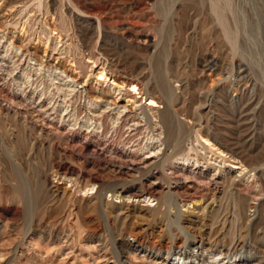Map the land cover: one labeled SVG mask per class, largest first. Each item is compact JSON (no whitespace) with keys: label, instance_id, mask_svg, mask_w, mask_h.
<instances>
[{"label":"rangeland","instance_id":"1","mask_svg":"<svg viewBox=\"0 0 264 264\" xmlns=\"http://www.w3.org/2000/svg\"><path fill=\"white\" fill-rule=\"evenodd\" d=\"M0 3V264H264V0ZM80 28L90 39L84 51ZM109 50L137 66L154 57L171 87L178 86L168 109L194 122L181 128L176 158L162 145V129L137 124L130 104L94 98L101 95L94 79L80 88L82 75L69 74L74 92L50 81L54 57L67 68L80 55H95L98 66ZM113 103L125 112L117 116ZM127 109L129 118H122ZM103 115L107 133L97 123ZM205 137L233 150L248 169L239 173L219 162L203 148ZM100 152L104 159H93ZM56 161L98 175L103 185L89 190L83 178L69 196L55 194ZM143 182L164 193L140 219L138 207H123L127 193L117 194ZM188 189L197 200L206 194L213 201L205 217L193 218L194 230L184 227ZM205 229L209 239L200 234Z\"/></svg>","mask_w":264,"mask_h":264},{"label":"bare ground","instance_id":"2","mask_svg":"<svg viewBox=\"0 0 264 264\" xmlns=\"http://www.w3.org/2000/svg\"><path fill=\"white\" fill-rule=\"evenodd\" d=\"M4 0H0V2H2ZM7 2V1H6ZM21 3V2H19ZM1 4V3H0ZM3 4V3H2ZM11 4V3H8ZM14 4V3H13ZM4 6V5H3ZM8 6V5H7ZM10 6V5H9ZM11 9H15L13 8V6L11 7ZM4 9V8H2ZM10 11V10H9ZM13 11V10H11ZM15 11V10H14ZM8 12V10H7ZM5 13V12H4ZM10 13V12H9ZM80 15V14H79ZM76 19V18H75ZM81 19V18H80ZM79 21V20H78ZM82 21V20H81ZM81 25V24H80ZM77 26V25H76ZM93 26V25H92ZM92 28V27H91ZM88 29V28H87ZM82 29L80 28L79 31V35L81 38V41L83 42V51L88 49V41L90 40L86 35L87 33L82 32ZM89 30V29H88ZM23 31V30H22ZM85 33V34H84ZM108 46V45H107ZM103 46H100V50L102 49ZM155 47V46H154ZM99 48V47H98ZM106 48V47H105ZM148 48V47H147ZM153 48V46H152ZM156 48V47H155ZM47 50V48H45ZM46 50H45V54H46ZM95 50V49H94ZM99 50V51H100ZM107 50V49H106ZM82 51V50H81ZM102 51V50H101ZM112 50L108 51V54L105 55L103 57L104 63H100L98 66L97 63L98 59L97 57H95V55H91V57H86V54L84 55H80L81 58H79V61H74L72 60L68 67L65 68L63 67L59 61L58 58L54 57L56 60V64L57 67L53 69V78L50 79V81L57 80L58 83H60L61 87H65V88H72V92H74L75 88H77L78 86H73L71 84H76V81H74V78L71 77V75L69 74H73V75H77V76H81L84 78L83 80V85L80 88H84L85 86H89L90 81L93 80V84H94V88H97L98 90L101 91V95L96 96L94 98H98V99H103L106 97H112L114 98L117 102H126L127 105L130 104L131 107H133L135 109L134 117L135 119L137 118V124H145L147 125L149 128L152 127V125H157L160 127V129H162L163 134H164V138L161 140L162 145L165 147V149H171V157H175L179 154L180 151V130L183 126H185V124H189V123H193L194 120H192V122H189V120H186L184 117L182 118L180 113L177 112L175 109H168V105H171V99H172V95H173V90L174 88L171 87L170 82L167 80L166 75H164L159 67V63L158 60L153 58L149 59V63L147 66H137L134 63L130 64V63H126V62H122L120 60V58H116L114 55L109 54ZM118 52V51H117ZM98 53V51H97ZM155 53V52H154ZM151 52V55L154 54ZM92 54V53H91ZM58 55V54H57ZM98 55H103L100 53H98ZM155 55V54H154ZM153 56V55H152ZM58 57V56H57ZM61 57V56H60ZM101 57V56H100ZM151 57V56H150ZM156 57V56H155ZM157 59L158 56L156 57ZM73 59V58H72ZM102 59V57H101ZM157 61V62H156ZM216 61V60H215ZM66 64V63H65ZM87 64H89V66H87ZM212 65V62L209 63L208 66ZM88 68V74H86V71L84 72V69L86 70ZM63 69V70H61ZM206 69V68H205ZM79 70V71H78ZM165 70V69H164ZM162 70V71H164ZM166 71V70H165ZM214 72V71H213ZM84 73V74H83ZM166 73V72H165ZM210 73V71H209ZM167 74V73H166ZM243 74V71H239L238 75ZM52 76V75H51ZM76 76V77H77ZM209 76V75H208ZM172 79V78H171ZM213 79V78H212ZM174 79H172L173 81ZM95 81V82H94ZM171 81V82H172ZM176 84L178 80H176ZM227 81V80H226ZM212 82V81H211ZM24 84V83H23ZM173 84V83H171ZM183 84V83H182ZM212 84V83H211ZM175 85V84H174ZM181 85V84H180ZM217 85V84H216ZM214 85V87L216 86ZM211 86V85H210ZM213 86V85H212ZM178 87V86H177ZM48 88V87H46ZM172 88V89H171ZM213 87L212 88H208L206 89V91H204V93H207V91L212 90L213 91ZM216 89V87H215ZM178 90V89H177ZM175 91V90H174ZM134 92V93H132ZM201 96H203V94ZM201 94V93H200ZM212 94V93H211ZM77 96V100L81 99V93L78 94V91L75 95V97ZM199 96V95H198ZM208 96V95H207ZM92 97V95L90 96ZM252 97V96H251ZM198 98V97H197ZM90 99V98H89ZM92 99V98H91ZM232 100V99H231ZM256 100V99H255ZM235 101V100H234ZM105 102V101H104ZM148 102V105L145 106V103ZM182 102V101H181ZM250 102V101H249ZM106 103V102H105ZM175 103V102H173ZM172 103V104H173ZM108 104V103H107ZM106 105V104H105ZM163 105V107L161 108V106ZM114 109H111V111H116V115L120 116L122 115L125 110L126 107L125 106H120L118 107L117 104L113 103ZM195 106V105H194ZM199 106V105H198ZM201 106V105H200ZM203 107V106H202ZM104 108V107H103ZM178 108V107H177ZM196 108V107H195ZM194 108V109H195ZM198 108V107H197ZM255 108V107H253ZM257 108V107H256ZM81 109V108H80ZM79 108L76 109V113L80 114L82 113L81 110ZM106 111V107L104 108ZM109 109V108H108ZM183 109V108H182ZM199 109V108H198ZM185 110V109H184ZM131 110L129 111V109H127V113L122 116L125 118H129V114H130ZM75 113V114H76ZM236 113V111H235ZM101 115V114H100ZM184 115V114H182ZM234 115V114H233ZM133 117V116H132ZM239 117V116H238ZM78 118V117H77ZM90 119V118H89ZM97 123L101 124L103 133H107V118L103 116H100L99 118L97 117ZM194 119V118H193ZM196 123V122H195ZM195 123L193 125H195ZM242 124V123H239ZM230 125V124H229ZM86 127V129H88V126H84ZM194 127V126H193ZM191 127V128H193ZM124 129V128H123ZM118 130V129H117ZM122 130V129H121ZM241 130V129H240ZM116 132V131H115ZM117 133V132H116ZM119 133V132H118ZM121 133V132H120ZM123 133V132H122ZM32 134V133H31ZM34 134V133H33ZM48 135V134H47ZM32 136H35L32 135ZM38 137V136H37ZM40 137V134H39ZM119 137V136H118ZM201 135H199L197 133L196 135V141H198V139H200V141L202 140ZM33 138V137H32ZM120 138V137H119ZM206 138V137H205ZM35 139V137H34ZM203 142V140L201 141ZM204 142L207 143V147L203 146V148H206L207 151H209L210 153H212L213 155L217 156V158L221 159L219 162L221 163H226L228 162L229 164H227V166L229 167L230 170L233 171H238L239 173H242L243 171L247 170L245 168V163H243L241 161V159H239L235 152L229 148L223 147L220 144H216V143H211L210 140L208 138L204 139ZM216 142V141H215ZM200 144V143H199ZM223 144V143H221ZM230 144V143H229ZM233 146V145H232ZM82 150V149H81ZM180 150V151H179ZM235 150V149H234ZM95 152V151H94ZM181 153V152H180ZM93 154V159L96 157L98 159L103 158L104 159V155L100 153H92ZM169 154V155H170ZM91 155V154H90ZM106 155V154H105ZM108 157V156H107ZM111 157V156H110ZM109 157V158H110ZM165 157V156H164ZM169 157V156H168ZM58 158V157H57ZM98 159H96L97 161H99ZM164 162H165V158ZM167 159V157H166ZM64 160V159H63ZM66 160V159H65ZM116 159H114L115 161ZM59 161V160H58ZM107 163L108 161L105 160ZM104 161V162H105ZM117 161V160H116ZM57 162V161H56ZM100 162V161H99ZM103 162V161H102ZM110 162H113L112 159ZM119 162V161H118ZM55 163V162H54ZM86 163V162H85ZM93 163V162H92ZM117 163V162H116ZM121 162H119L120 164ZM78 164V163H77ZM114 164V162H113ZM112 164V165H113ZM53 165V164H52ZM73 165V164H72ZM111 165V166H112ZM122 166L124 167H130L132 169L137 170L138 168H134L132 167L131 162L127 163V162H123L121 163ZM75 166V165H74ZM73 166V167H74ZM82 166V165H81ZM110 166V167H111ZM115 166V165H114ZM118 166V165H116ZM77 167V166H75ZM74 167V168H75ZM85 167V166H84ZM120 167V166H119ZM52 168V167H51ZM72 168L71 166H68L66 164L61 163H56L54 164L53 168H52V173H53V180H52V187L54 188V192L55 194H59L64 196L66 194H68L69 196V192H71L76 184L78 183V181L82 180L83 178H86L87 180V186L88 188H90L89 190H93L95 188H100L102 182L101 179L98 175H92V174H88V175H83L81 172H78L76 169ZM82 168V167H81ZM94 166L93 164L89 165V172H93ZM161 168V167H160ZM96 169V168H95ZM86 170V169H83ZM120 170V169H119ZM254 170V169H253ZM151 171V170H149ZM51 172V171H50ZM83 172V171H82ZM94 173H96L94 171ZM116 174V173H115ZM157 174V173H155ZM51 176V175H50ZM104 176V175H103ZM129 176V175H128ZM159 176V177H158ZM158 178H161V174H158ZM163 176V175H162ZM155 177V176H154ZM117 178V177H116ZM119 178V177H118ZM117 178V179H118ZM163 178V177H162ZM178 178V177H177ZM123 179V178H122ZM85 180V179H84ZM126 180V179H124ZM132 180V179H131ZM137 180V179H136ZM166 182H171L176 180V176L174 178H165ZM235 180V179H234ZM104 181V180H102ZM107 181V180H106ZM122 181V180H121ZM156 181V180H154ZM160 181V180H159ZM227 181V180H226ZM51 182V181H50ZM118 182V181H117ZM173 182V183H174ZM177 182V181H176ZM235 181H233L234 183ZM126 183V182H125ZM124 183V184H125ZM139 183V182H138ZM225 183V182H224ZM167 184V183H166ZM169 184V183H168ZM222 184V183H221ZM78 185V184H77ZM170 185V184H169ZM224 185V184H223ZM126 186V185H125ZM161 186V185H160ZM159 185L155 184L154 182H150L148 185H145L144 182L140 183V184H134L131 186V188H129L127 191L125 190H120L121 192H119L117 195H121L122 193H127V196L125 197V199L121 200L122 201V205L125 208V210L128 212L129 209H131L132 206L133 210L136 209L138 207V214L136 215L137 218H143L145 215L144 213L146 212V209L149 208V206L147 205V203H149V201H157L159 204V200L160 197L163 196L161 193H164L162 190V188ZM222 186V185H221ZM232 186V185H231ZM80 187V184H79ZM84 185V188H86ZM117 187V186H116ZM120 187V186H119ZM81 188V187H80ZM172 187H168V189L170 190ZM175 188V187H174ZM232 188V187H231ZM83 189V188H81ZM104 188H102L101 190H103ZM117 189V188H116ZM119 189V188H118ZM88 190V191H89ZM100 190V189H99ZM115 190V189H113ZM196 190V189H194ZM214 190V189H213ZM77 191L79 192V189L77 188ZM85 191V190H83ZM208 191V190H207ZM206 191V192H207ZM217 192H222V189H216ZM86 192V191H85ZM114 192V191H113ZM168 192V191H167ZM186 192L188 193L189 199L187 201L183 202V215L185 213L186 215V226L184 225V227L191 229H195L196 226H194L193 223V218H197L198 216H202L205 217L206 212H208V209H212V205H213V201L209 200V202H207L206 199V194L205 195H201L200 199H196L194 197V193H191L190 190H186ZM194 192V191H193ZM87 193V192H86ZM166 193V192H165ZM213 193V192H210ZM225 193V192H224ZM168 194V193H167ZM98 195V194H97ZM115 195V194H114ZM125 195V194H124ZM222 195V194H221ZM96 196V195H94ZM116 196V195H115ZM119 196H116V198H118ZM123 196V195H122ZM212 197V195H209ZM214 196V194H213ZM216 196V195H215ZM84 198V197H83ZM95 198V197H94ZM97 198V197H96ZM219 198V196H218ZM98 199V198H97ZM95 200V199H94ZM102 200V199H99ZM89 201V200H88ZM103 201V200H102ZM101 201V202H102ZM100 202V201H99ZM216 202V201H214ZM96 203V201H95ZM105 203V202H104ZM161 203V202H160ZM189 203H193L196 207L193 208L194 210H190L189 208ZM102 204V203H101ZM108 204V202H107ZM112 204V203H111ZM109 205V204H108ZM109 210V209H108ZM107 210V212H109ZM124 210V212H125ZM150 210V209H149ZM135 211V210H134ZM211 211V210H210ZM216 211V210H215ZM148 212V211H147ZM212 212V211H211ZM109 214V213H108ZM121 214V213H120ZM129 214V213H128ZM213 214V213H212ZM211 214V215H212ZM112 215V214H111ZM123 215V214H122ZM130 215V214H129ZM132 215V214H131ZM135 215V214H134ZM213 216V215H212ZM125 217V216H124ZM130 217V216H129ZM128 217V218H129ZM147 217V216H145ZM184 217V216H183ZM126 218V217H125ZM200 218V217H199ZM198 218V219H199ZM207 218V217H206ZM214 219V218H213ZM211 219V220H213ZM136 220V219H135ZM134 220V221H135ZM138 220V219H137ZM136 220V221H137ZM145 220V219H144ZM200 220V219H199ZM150 221V220H149ZM120 222V221H119ZM144 222V221H143ZM145 223V222H144ZM147 223V221H146ZM145 223V224H146ZM206 223V222H205ZM143 224V223H142ZM210 224V223H209ZM212 224V222H211ZM148 225V224H147ZM141 226V225H140ZM206 226V225H205ZM217 226V225H216ZM209 227V226H208ZM207 227V228H208ZM134 228V226H133ZM136 228V227H135ZM146 228H148L146 226ZM199 228V227H198ZM197 228V229H198ZM140 229V228H139ZM143 229V228H142ZM196 229V230H197ZM192 230V231H193ZM223 230V229H222ZM145 231V230H144ZM143 231V232H144ZM188 231V230H187ZM200 231V229H199ZM210 231H207V229L202 230L200 234H202L203 236H208L210 235ZM217 231V229H216ZM224 231V230H223ZM142 233V231H140ZM160 232V231H158ZM214 232V230H213ZM222 232V231H221ZM137 233V232H136ZM139 233V230H138ZM139 233V234H141ZM146 233V232H145ZM151 233V232H150ZM198 233V232H197ZM212 233V232H211ZM138 234V236H139ZM214 235L216 233H213ZM212 234V235H213ZM218 234V233H217ZM223 234V233H222ZM134 235L136 236L135 232ZM153 236V234H151ZM157 235V234H156ZM196 235V234H193ZM160 235H158L159 237ZM199 236V235H198ZM147 237V236H146ZM157 237V238H158ZM200 237V236H199ZM156 238V239H157ZM204 238V237H203ZM202 238V239H203ZM212 238V236H211ZM210 238V239H211ZM215 238V237H214ZM217 238V237H216ZM209 239V238H208ZM147 240V238H146ZM215 240V239H214ZM149 241V240H148ZM159 241V240H158ZM212 241V240H211ZM144 242V241H143ZM201 242V239H200ZM199 242V243H200ZM215 242V241H214ZM150 243V242H149ZM152 243V242H151ZM181 245V244H180ZM148 246V245H147ZM179 246V245H178ZM215 246V244H214ZM200 247V245H199ZM156 248V247H155ZM180 248V247H179ZM125 249V248H124ZM204 251V250H202ZM210 251V250H209ZM126 252V250H125ZM129 252V251H128ZM152 252V251H151ZM205 252V251H204ZM207 252V251H206ZM198 254V253H197ZM212 254V253H210ZM202 255V254H201ZM202 257V256H201ZM183 258V257H182ZM197 259V258H196Z\"/></svg>","mask_w":264,"mask_h":264}]
</instances>
